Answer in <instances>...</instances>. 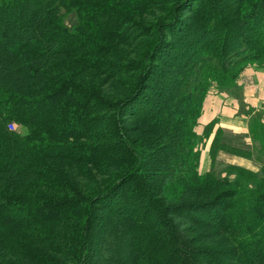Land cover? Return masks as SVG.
<instances>
[{"label":"trees","instance_id":"obj_1","mask_svg":"<svg viewBox=\"0 0 264 264\" xmlns=\"http://www.w3.org/2000/svg\"><path fill=\"white\" fill-rule=\"evenodd\" d=\"M253 64L264 0H0V264H264V167L202 174L213 132V159L252 151L195 130Z\"/></svg>","mask_w":264,"mask_h":264},{"label":"rangeland","instance_id":"obj_2","mask_svg":"<svg viewBox=\"0 0 264 264\" xmlns=\"http://www.w3.org/2000/svg\"><path fill=\"white\" fill-rule=\"evenodd\" d=\"M170 7V5H169ZM168 8V6L166 7ZM186 16H188V18L191 16L190 13H186ZM79 21L78 18V14L77 12H71V13H65L64 14V22L66 25H68L71 29L74 25H76ZM82 31H80L79 33H81ZM97 32V31H96ZM90 33V32H88ZM108 41H113L115 43V45L118 47L119 50H121V52L124 55V58L127 59L125 57V55H129L134 57L135 59H138L140 56V53L138 52V47L140 45V43H138V40H133V41H122V40H114L115 38L113 37H107ZM75 66H81L80 64H77ZM62 66L59 65V69H61ZM58 69V70H59ZM98 76V80L103 84V86L106 89H113V80L116 78L114 76H108L106 73L104 72H95L91 69L88 70H83L78 77L80 78H84V77H88V76ZM242 75V74H241ZM240 78V77H239ZM92 81H94V77L90 78ZM90 80V81H91ZM253 79L251 77H249V83H252ZM217 90L215 92H228V88L224 89V88H219V87H213L211 89L210 92ZM236 91L241 92L240 88H235ZM216 94V93H215ZM216 105V101L214 103ZM215 107L212 108V110ZM248 110H255V111H251L248 113L247 115V111ZM245 110L246 115L248 117V120L246 122V131H240L239 129H235L230 127L229 125H231L230 123H228V119L229 117L234 119L231 120L232 122L235 123V126L238 127L240 125L241 118H237L236 116H227V114H222L218 117L215 124V129L214 131L218 128V127H223L225 129V136L226 138H229L234 144L239 145L240 147H243L245 149H249L252 151V153H250V155L248 156H242V155H237V154H233V153H228L225 152L224 150H219L216 154V157L213 159L212 156L210 155V144L215 136V133L213 132L209 139H201V141H199L198 143V147L201 150V162H200V166H199V170L202 174L207 173L211 170L215 171V173L218 174V176H222V177H230V178H237V172L240 169H248V170H252L254 172H260L262 171L263 167H264V151H260L261 150V143L259 141H256L251 134L249 133V123H250V118L253 115H256V113L258 114H262L263 115V110H264V106L259 107L258 109H248ZM203 113V112H202ZM201 117V116H200ZM264 117V115L262 116ZM208 119V117H207ZM237 120V121H235ZM212 121V120H211ZM199 123V122H198ZM209 123V122H208ZM206 125V124H205ZM12 127L14 129H17L23 133L27 132V129L24 127H21L19 124L13 123ZM196 132L198 133V135L200 136L203 133L204 127L201 126L200 124L196 126L195 128Z\"/></svg>","mask_w":264,"mask_h":264},{"label":"crops","instance_id":"obj_3","mask_svg":"<svg viewBox=\"0 0 264 264\" xmlns=\"http://www.w3.org/2000/svg\"><path fill=\"white\" fill-rule=\"evenodd\" d=\"M249 77L253 79L252 83H249ZM237 88H240L241 92L235 89L220 93L215 92L217 90L210 92L206 97L198 125L204 127L211 120L217 119L216 116L227 114L228 117L231 115L241 118L240 125L236 127L235 123L231 121L234 119L229 117L230 127L246 131L247 121L245 120H248L247 115L249 112L255 111L248 109H258L264 106V65L253 64L248 66L238 79ZM215 101L216 105L214 104ZM213 107L215 108L212 110ZM245 110H248L247 115Z\"/></svg>","mask_w":264,"mask_h":264}]
</instances>
